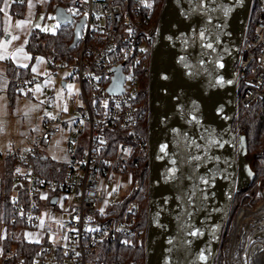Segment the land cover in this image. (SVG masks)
<instances>
[{
    "label": "built area",
    "instance_id": "1",
    "mask_svg": "<svg viewBox=\"0 0 264 264\" xmlns=\"http://www.w3.org/2000/svg\"><path fill=\"white\" fill-rule=\"evenodd\" d=\"M159 2L56 0L43 11L41 25L32 27L31 20L32 34L56 31L66 25L56 17L58 6L71 15L70 25L75 26L85 17L74 61L45 54L47 69L43 75L17 82L19 87H27L56 76L60 69L65 71L59 114L43 117L40 134L27 138L25 150H0V166L8 159L23 160L9 182L6 199L13 217L9 229L4 224L3 233L16 237L22 229L26 241L38 244L30 253L31 262L19 259L7 263L6 257L13 253H6L0 246V264H123L100 261L98 246L104 240L123 246L143 239L145 242L146 231L136 222L137 202L128 200L134 185L128 161L135 142L141 140L140 120L144 114L139 103L141 73L145 68L147 74L149 71L158 35ZM117 67L123 72L124 91L111 93L109 85ZM235 69L238 121L242 105L264 98V0H252ZM48 91L45 86V92ZM149 115L148 108L147 120ZM63 132L68 161L52 175L43 174L35 159L45 154L53 139ZM0 196L5 197L1 185ZM263 212L264 203L255 209L239 205L232 216L228 214L215 264H221V259L223 264L257 262L259 257L252 256L249 249L261 237L255 230L264 223ZM15 225L18 227L14 228ZM229 227L233 229V243L228 251H223Z\"/></svg>",
    "mask_w": 264,
    "mask_h": 264
},
{
    "label": "water",
    "instance_id": "2",
    "mask_svg": "<svg viewBox=\"0 0 264 264\" xmlns=\"http://www.w3.org/2000/svg\"><path fill=\"white\" fill-rule=\"evenodd\" d=\"M251 5L163 1L148 71L145 264H215L235 194L252 181L245 138L233 128L235 64ZM56 17L72 22L61 6ZM84 22L75 24L71 48ZM123 83L117 67L109 91L122 93ZM243 175L249 176L246 185Z\"/></svg>",
    "mask_w": 264,
    "mask_h": 264
},
{
    "label": "trees",
    "instance_id": "3",
    "mask_svg": "<svg viewBox=\"0 0 264 264\" xmlns=\"http://www.w3.org/2000/svg\"><path fill=\"white\" fill-rule=\"evenodd\" d=\"M56 0H47L46 8L52 7ZM160 0L157 7V16L160 12ZM2 0H0V38L3 35L4 25L2 20ZM27 0L23 3L12 2L11 11L24 15L27 8ZM74 38V26L70 24L63 25L56 31H38L28 37L26 49L32 53L52 54L61 56L67 62H72L77 56V48H71L70 45ZM9 68L16 70L13 66ZM12 71V70H11ZM10 71V72H11ZM19 80H22L20 71ZM141 92L139 94L140 108L143 116L140 120L141 140L135 142V149L132 157L128 161V168L133 174V190L128 196V200L137 202V223L142 231H146L148 220V199H149V177H148V155H147V132L148 120L146 112L148 111V74L146 68L141 73ZM15 75V74H14ZM29 74L27 77H30ZM17 85L11 84L9 97L11 104L14 103ZM233 128L245 138L246 151L244 156L249 161L248 167L253 173L252 181L249 186L243 187L235 194L230 215L232 216L239 205H248L256 196V180L264 177V98L256 102H251L240 107L238 121L235 119ZM248 157V158H247ZM36 166L40 172L46 175H52L59 165L52 159L38 157L35 159ZM23 164L22 159H8L4 165L3 177L0 179V185L4 189L5 197L0 196V246L6 253L12 251V256L6 257V262L25 259L32 261L31 251L38 248V244L28 242L23 236L9 237L4 235L3 226L8 225L13 217L12 208L9 205L6 196L9 189V182L17 165ZM18 227V225H15ZM9 229V225L7 227ZM100 261H120L123 264H145L144 239L134 244L123 246L110 240H104L98 246L96 251ZM30 254V255H29ZM223 259H221V264Z\"/></svg>",
    "mask_w": 264,
    "mask_h": 264
},
{
    "label": "crops",
    "instance_id": "4",
    "mask_svg": "<svg viewBox=\"0 0 264 264\" xmlns=\"http://www.w3.org/2000/svg\"><path fill=\"white\" fill-rule=\"evenodd\" d=\"M14 14L15 13H13L10 9L8 16H11V18L14 19ZM15 15L20 20L19 22L21 23V26L20 27L17 26L13 29L10 25L11 24L10 18L8 19V17H6V19L3 21V25L5 26L3 35L0 38V150H25L28 147L27 138L29 136L39 135L43 128V117L45 115L41 117L39 123H36L34 127L30 128V131L25 132V107H24L25 105H23L22 107L23 110L21 109L22 113L16 114L11 128L3 127L4 122L2 119L4 116H6V114H9L5 108L6 107L5 105L7 104L4 103L3 100L5 99L10 100L9 91L11 84L16 83L17 85L15 99L20 98L24 103H25V96L32 97L34 89L38 85L39 86L42 85L41 86L42 88H40V90L42 91V93L46 95V100L49 103L51 102L52 104L54 103L56 104L55 100L61 98L62 96L61 87L63 86L62 85L63 80H61V85L58 88H56L55 85L49 84L48 78L44 80H40L39 82L31 86H27V87L18 86L17 82L18 79H20L19 78V75L21 73L20 71H24L21 77L22 80H27L32 76L40 78L43 75V73L46 71L47 64L44 57L45 55L44 53H32L26 49V43L28 41V37L31 35L30 28L27 29L25 34V23L20 19L23 15L17 13ZM9 65L13 66L16 70L9 68ZM29 74H31L30 77H27ZM45 86H48L49 88L48 93L45 92ZM56 91L58 92V96H56ZM1 103L5 105H1ZM8 105H9L8 109L10 115L13 117L14 113L12 109H14L15 104L14 103L11 104L10 101V104ZM58 114H59V110L56 115ZM65 138H66V133L63 141L65 140ZM49 149L50 147L46 150L45 154H41L43 157L41 155L40 157L45 159H52L59 163L57 167H64L68 161L67 154L65 153L66 158L64 157L59 159L53 158L49 155ZM1 167H2V175L0 176V179H2L4 172L3 170L4 166ZM57 167L55 171L57 170ZM20 230L25 232V230L22 229ZM20 236L24 237L25 235L23 234Z\"/></svg>",
    "mask_w": 264,
    "mask_h": 264
},
{
    "label": "rangeland",
    "instance_id": "5",
    "mask_svg": "<svg viewBox=\"0 0 264 264\" xmlns=\"http://www.w3.org/2000/svg\"><path fill=\"white\" fill-rule=\"evenodd\" d=\"M47 0H27V8L25 10L24 15L20 18L25 23V34L27 29L30 28V22L32 20V27H36L37 25H41L43 23L42 14L43 11L46 9ZM12 0H2L1 8H2V20L4 21L6 17L8 19L10 18L11 21V27L14 29L15 27H20L21 23L18 17L14 14V19L11 18L9 15L10 9H11ZM163 1L161 3L162 7ZM160 7V9H161ZM5 27V26H4ZM79 51V47L77 48V53ZM65 60V59H64ZM65 71L63 69L58 70V74L56 76L51 75L48 77L49 84L55 85L56 88H58L61 85L62 77L64 76ZM44 84V82H43ZM42 86V85H41ZM41 86H36L33 92L32 97L25 96V103L20 98H16L14 100V109L13 110V117L10 115L9 112V105L10 100L5 99L3 100L4 103L7 105L1 103V105H5L6 110L9 114H6V116L3 117L4 125L3 127L11 128L14 122V118L16 114H21V109L23 110V105H25V132L30 131V128L34 127L36 123H39L42 116H55L58 113L59 107L62 104L61 99H57L56 104L49 103L46 100V95L42 93L40 88ZM51 92V91H50ZM55 95V94H54ZM56 96H58V92L56 91ZM238 128H236L237 131ZM64 136L65 133H61L58 136H56L53 139V142L49 149V155L53 158H66L65 155V144H64ZM83 138H86V134L83 135ZM248 158V157H247ZM249 162V161H248ZM249 164V163H248ZM2 175V167L0 166V176ZM264 188V177H260L256 180V196L254 200L251 201L248 206H252V208H256L257 206H260L262 203H264V195L262 194V190ZM124 194L127 193L125 190L123 192ZM25 235V232L18 230L17 234ZM234 238L233 229L232 227H229V229L226 231L224 240H223V251H228L232 246V241Z\"/></svg>",
    "mask_w": 264,
    "mask_h": 264
},
{
    "label": "bare ground",
    "instance_id": "6",
    "mask_svg": "<svg viewBox=\"0 0 264 264\" xmlns=\"http://www.w3.org/2000/svg\"><path fill=\"white\" fill-rule=\"evenodd\" d=\"M262 209V208H260ZM262 218L264 222V212L262 213ZM260 232L261 237L257 239V241L253 244H251L249 252L251 253L252 256H257L259 257L256 261L255 264H264V223L261 224L259 227H257V230Z\"/></svg>",
    "mask_w": 264,
    "mask_h": 264
},
{
    "label": "flooded vegetation",
    "instance_id": "7",
    "mask_svg": "<svg viewBox=\"0 0 264 264\" xmlns=\"http://www.w3.org/2000/svg\"><path fill=\"white\" fill-rule=\"evenodd\" d=\"M245 161L247 162V166H248V160L245 157ZM249 181V176L248 175H243L240 177V182L242 185H246ZM250 184V183H249Z\"/></svg>",
    "mask_w": 264,
    "mask_h": 264
},
{
    "label": "snow or ice",
    "instance_id": "8",
    "mask_svg": "<svg viewBox=\"0 0 264 264\" xmlns=\"http://www.w3.org/2000/svg\"><path fill=\"white\" fill-rule=\"evenodd\" d=\"M209 47H211V45H209ZM222 66V65H221Z\"/></svg>",
    "mask_w": 264,
    "mask_h": 264
}]
</instances>
